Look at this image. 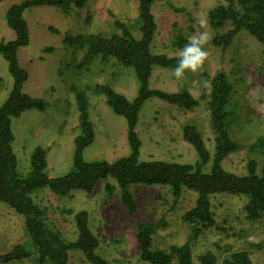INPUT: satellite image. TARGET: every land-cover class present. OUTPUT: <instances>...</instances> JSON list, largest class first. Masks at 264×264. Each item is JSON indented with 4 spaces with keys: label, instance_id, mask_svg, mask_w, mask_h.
Instances as JSON below:
<instances>
[{
    "label": "rangeland",
    "instance_id": "obj_1",
    "mask_svg": "<svg viewBox=\"0 0 264 264\" xmlns=\"http://www.w3.org/2000/svg\"><path fill=\"white\" fill-rule=\"evenodd\" d=\"M21 1L0 0V38L4 41L16 38L15 31L7 25L5 13L11 4ZM219 1L154 2L153 13L158 27L151 51L178 56L188 36L208 31L213 37L209 22L206 28H201L196 17L208 20L209 9ZM138 7L139 0H85L84 5L72 0L66 7L38 5L24 10L30 40L18 47L19 63L29 74L23 91L43 99L47 106L44 111L29 109L12 119L13 145L20 173L26 175L31 171V155L38 146L47 150L49 176L59 177L71 170L75 138L81 134L79 95L88 102L95 129L94 141L85 148V159L113 162L130 155L126 119L111 109L106 96L96 91V87L109 84L133 100L139 92L134 69L122 65L114 56L106 61L101 56L86 61L87 45L77 42L80 36L101 34L109 37L122 33L123 28L117 26L116 21L124 23L133 38L140 40ZM207 48L211 56L203 73L188 72L185 79L178 80L173 74L174 68L153 67L151 88L169 92L189 90L200 102L195 109L184 110L158 97L149 98L141 109L136 128L142 140L141 160L196 164L199 161L196 149L182 134L185 124H194L203 134L211 154L202 169L211 171L215 144L206 95L210 91L211 78L221 69L226 71L234 86L228 107L234 114L229 126L230 135L243 145L252 144L258 136L264 135V51L260 43L242 31L227 49L214 45L212 39ZM201 81H207L208 86H202ZM13 83L8 61L0 53V106L9 97ZM250 159L256 160L257 173L261 175L263 155L258 147L249 152L242 148L231 153L224 159L223 166L235 174L246 175ZM126 189L137 202L136 212L127 211L121 200L123 188L112 177L101 179L92 192L74 189L68 195H59L44 186L31 192L30 196L67 242L77 240L79 235L76 213L87 211L89 227L100 239L96 252L107 264H151L141 259L137 238L140 223L155 226L152 249L170 250L171 246L184 244L191 237V252L196 263H199L200 255L214 253L222 264L233 252L246 249L250 251L253 264H264V246L255 245L264 239V216L253 220L246 218L244 207L248 195L211 194V210L223 227L203 230L194 238V231L184 216L197 205L199 191L184 187L181 195L175 196L171 185L143 183H132ZM31 243L25 216L0 202V255L17 244L31 249ZM0 264H36V261L32 256L23 261ZM67 264L92 263L81 249L70 248Z\"/></svg>",
    "mask_w": 264,
    "mask_h": 264
},
{
    "label": "trees",
    "instance_id": "obj_2",
    "mask_svg": "<svg viewBox=\"0 0 264 264\" xmlns=\"http://www.w3.org/2000/svg\"><path fill=\"white\" fill-rule=\"evenodd\" d=\"M72 0H23L13 3L5 13L7 25L16 33V38L4 41L0 38V53L6 58L9 70L14 78L9 97L0 106V202L25 216L26 231L31 238V249L24 244H17L11 250L0 255L1 263L19 262L35 258L36 264H67L68 250L81 249L92 264H107L96 249L100 244L99 237L89 227L87 211L76 213L78 238L67 242L61 232L55 229L38 205L33 202L31 192L48 186L54 193L68 195L74 189L92 192L101 179L115 178L120 187L122 203L128 212L133 213L138 205L133 195L126 189L132 183L168 184L173 188L175 196L181 195L184 187L199 191L197 205L188 211L184 219L191 225L194 238L203 230L223 227L215 219L211 210L210 195L215 193L246 194L249 200L245 205L246 218L253 220L264 216V135L258 136L252 144L243 145L230 135L229 126L233 117L228 107L233 97L234 86L228 80L225 70H218L211 78L210 91L206 106L210 110V127L214 134V162L210 172L202 167L211 158L210 151L199 128L194 124H185L182 134L194 146L199 156L196 164L180 163L169 160H141L142 140L137 132L139 115L144 103L151 97H158L184 110H193L199 105V99L189 90L169 92L150 87V79L154 66L175 68L178 56L165 53H153L151 43L157 30V22L153 13V3L162 0H139L138 17L141 22L142 37L133 38L127 26L116 21L123 28L122 33L109 37L101 34L80 36L79 45H87L85 60L90 61L101 56L103 61L110 56L125 66H131L139 82V92L133 100L118 92L109 84L96 87V91L106 96L111 109L125 117L127 135L131 149L128 156L110 161H87L85 148L95 139L94 124L90 120L88 102L79 95V120L81 134L75 138L73 166L65 175L51 177L47 172V150L36 147L31 155V171L22 174L18 171V159L13 142L15 134L12 127L13 117L20 116L29 109L44 111L46 102L23 91L28 78V71L18 60V47L30 40L29 27L25 20L24 10L38 5L66 7ZM84 5L85 0H77ZM208 22L214 34V45L227 49L242 31L254 37L264 51V0H220L208 11ZM81 39V40H80ZM254 147L261 149L263 155V173H257V162L248 160L249 173L238 175L223 166L224 159L233 152ZM110 185H108V188ZM164 223V222H161ZM165 224V223H164ZM154 225L138 224L137 238L140 245L141 259L151 264H220L214 253L200 255L199 263L193 259L189 238L184 244L171 246L170 250L152 249ZM247 234V233H246ZM264 246V239L255 243ZM222 264H253L250 251L243 249L233 252L223 260Z\"/></svg>",
    "mask_w": 264,
    "mask_h": 264
},
{
    "label": "clouds",
    "instance_id": "obj_3",
    "mask_svg": "<svg viewBox=\"0 0 264 264\" xmlns=\"http://www.w3.org/2000/svg\"><path fill=\"white\" fill-rule=\"evenodd\" d=\"M196 22L201 28L208 25L207 18L196 17ZM212 39L208 31L197 32L187 37V43L178 53V62L173 70L174 76L178 80H183L186 73L193 74L203 73L205 64L209 61L211 53L207 46ZM201 85L208 86L207 81H201Z\"/></svg>",
    "mask_w": 264,
    "mask_h": 264
}]
</instances>
